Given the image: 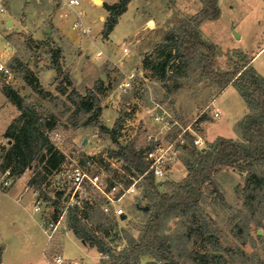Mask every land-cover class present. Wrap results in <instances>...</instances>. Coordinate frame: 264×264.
<instances>
[{"label": "rangeland", "instance_id": "1", "mask_svg": "<svg viewBox=\"0 0 264 264\" xmlns=\"http://www.w3.org/2000/svg\"><path fill=\"white\" fill-rule=\"evenodd\" d=\"M53 1L57 3L58 0ZM78 1L75 10L83 13L81 21L90 29L87 35L72 29L78 17L68 6L61 7V4L49 18L59 31L46 21L50 7L40 9L28 0H5L6 15L12 22L10 28L21 31L6 35L7 44L2 29L8 27L5 22H0V63L11 70V77H0V145L9 144L3 132L18 114L1 92L4 85H10L27 103L37 108L42 119H54L55 124L47 130V137L65 153L68 162L81 165L87 155L93 157L95 163L88 168V172L104 178L101 188H106L112 180L122 185L135 181L137 191L117 202V207L123 210L120 216L100 210L99 206L104 202L95 187L89 190L87 196L93 199L94 204L83 202L76 208L79 214L86 213L84 221L88 226L98 234L105 235L117 251L127 246L131 238L136 240L142 232L149 214L146 181L127 168L124 162L112 159L114 155H111V151L117 149V145L107 133L99 132L94 126H81V121L77 125L72 124L73 108L65 95L58 92V87L65 86L67 90L74 87L80 93L93 89L102 109L100 122L110 128L118 116L121 118L117 138L120 144L136 139V146L144 149L165 140L173 142L175 151L172 159L164 164L165 176L156 179L158 191L169 190L165 184L161 185L162 182H177L187 174L184 162L191 157L183 130L193 139H201L203 143L198 149L206 147L217 135L240 140L236 123L245 113L246 105L233 86L225 87L215 95L216 87L206 79H199V72L193 67L185 70L183 76H169L163 82L150 77L142 70L140 58L151 51L155 41L139 48L133 43L132 34H140L141 28L136 29L138 25L133 24L131 10L112 29L108 39H103V23L99 15L104 11L91 0ZM177 1L178 8L188 5L194 9L195 3H200L199 0ZM227 1L231 9L225 5ZM222 2L219 17L202 25L204 36L216 45L215 66L220 70L232 69V63L227 58V54L232 55V49L227 50L229 47H242L249 59L260 50L253 58L252 65L264 76V0ZM158 3L152 1L149 7V12L154 13L155 18L164 15ZM172 4H176V0ZM191 12H174L169 20L171 27L165 33L180 19L189 17ZM151 25L152 22H149L145 28L149 31ZM44 28L48 29L46 33ZM235 32L241 35L242 42L235 40ZM49 47L61 49L60 63L71 85L51 68ZM123 48H127L128 52L125 53ZM232 56L237 59L235 55ZM15 57L27 68L26 71L10 67L9 63ZM115 64L125 73L133 70L134 75L124 80L125 75ZM121 83H127L125 89ZM37 87L49 94L42 96L37 93ZM156 104L159 106L156 107ZM215 110L220 112L218 117L213 116ZM156 113L169 121V128H164L162 123L153 119ZM53 133L60 135L59 141ZM192 144L195 145L193 141ZM261 169L264 172V167ZM34 171V167L27 168L17 179L0 174V246L3 248L0 264H52V257L58 253L67 259L65 264L107 261V255H100L95 247L84 245L73 235L67 226L64 203L60 201L55 207L40 193L42 190L53 199V196H57V187L65 186L64 178L54 171L36 188L29 184ZM212 180L222 197L213 192L212 183H204L198 210L206 221L207 230L213 233L218 242L217 253L222 255L221 264H264V186L255 189L250 184L248 172L229 166L218 167L212 173ZM39 198L44 203H40V211L34 212L33 205ZM60 214L63 217L58 230L54 238L47 241L40 222ZM244 222H247L248 229ZM190 225V219L179 213L161 220L160 234L168 239L172 256L178 264H202L197 256L213 251L207 236L187 235ZM139 264L162 263L146 255L140 258Z\"/></svg>", "mask_w": 264, "mask_h": 264}, {"label": "trees", "instance_id": "2", "mask_svg": "<svg viewBox=\"0 0 264 264\" xmlns=\"http://www.w3.org/2000/svg\"><path fill=\"white\" fill-rule=\"evenodd\" d=\"M131 0H117L104 3L107 16L102 24L101 36L107 39L118 17L127 9ZM173 3V0H167ZM201 8L191 16L180 19L165 35L153 43L149 53L141 58L142 70L157 81H165L169 76H183L190 67L198 70L199 79L208 80L217 91L228 84L234 86L247 107L246 114L236 123V129L241 139L216 136L204 151L192 144L193 137L188 132L183 136L189 143L191 159L184 162L187 174L177 182L164 181L169 190L158 191L153 172L143 161L144 149L136 146V139H130L125 144L117 140L121 129V118L118 116L112 127L103 125L99 117L101 106L99 98L93 89L80 93L76 88L67 90L65 86L58 87V92L64 94L73 108L72 124L97 127L99 132L107 133L117 149L111 155L120 158L134 174L146 173L143 178L147 184L146 197L149 214L143 224L140 236L131 238L127 246L115 251L105 235L98 234L84 221L86 213L79 214L76 208L67 209V226L73 235L84 244L95 247L102 255H107V261L97 264H139L140 258L151 255L162 264H178L170 249L169 241L160 234L161 220L165 216L179 213L190 219L187 235L197 237L207 236L211 241L213 251L210 254H199L202 264H221L222 255L218 254L219 245L213 233L207 230L206 221L201 217L199 201L202 186L206 182L213 184V192L222 197L212 180V173L220 166L237 167L250 174V184L255 189L264 186V77L253 67L251 59L240 49H232V55L227 58L232 63V69L220 70L214 64L216 45L205 40L199 30L203 20H215L220 15L218 0H199ZM30 42L32 41L28 38ZM51 68L57 76L71 85L67 73L62 69L61 49L49 47ZM11 68L26 71L15 57L9 63ZM191 69V68H190ZM193 69V70H194ZM25 78V77H24ZM37 93L47 96L48 91L37 87ZM1 92L14 107L18 114L7 125L3 137L10 140L7 146L0 145V174L7 172L6 177L17 179L27 168L34 167L29 184L40 187L46 177L56 171L65 160V155L57 149L47 137V130L53 128L54 119L45 117L34 105L27 103L10 85H4ZM52 117V116H51ZM42 196L57 207L61 201V192L51 199L44 191ZM244 226L248 229L247 222ZM0 246V263L2 258Z\"/></svg>", "mask_w": 264, "mask_h": 264}, {"label": "built area", "instance_id": "3", "mask_svg": "<svg viewBox=\"0 0 264 264\" xmlns=\"http://www.w3.org/2000/svg\"><path fill=\"white\" fill-rule=\"evenodd\" d=\"M69 4L77 5L79 3L78 0H68ZM6 12V5L5 0H0V16H2ZM82 11H78L77 17L78 19L73 23V27L78 30V32L82 35H87L89 33V28L86 27L83 22L81 21ZM123 51L125 53L128 52L127 48H124ZM134 74L131 73L129 77H132ZM6 76L11 77V70L5 64L0 63V77ZM127 83H121L123 89H125V85ZM159 106L156 104V107ZM220 112L215 110L213 112L214 117H218ZM153 119L157 122L162 123L164 128H169V121L163 120V117L156 113L153 116ZM186 130H183L184 133ZM57 140H60V135L57 133H53ZM182 138V136L180 135ZM183 139V138H182ZM150 142H153L151 137H148ZM61 143V141L59 142ZM193 143L197 148H200L203 143L200 138H194ZM174 145L173 142L170 140H165L163 142H157L152 145L146 146L142 153L143 161L148 164V169L153 172L154 179L163 178L165 176V168L164 164L172 159V154L174 153ZM63 154H65L63 152ZM114 160L122 161L120 158L114 156L112 157ZM123 162V161H122ZM94 160L93 157L87 155L84 159V162L80 165L79 163H71L68 162L65 158L64 162L60 165V167L55 171L59 175L64 178V185L61 187H57V190L61 192V201L64 203L65 210L67 211L68 208H78L81 206V203H86L87 205H93V199L87 197L89 195V190L95 189L99 192L100 196L103 198V205H100V210L106 214H113L115 216H120L123 213V210L120 207H117V202L126 195H132L137 191L135 187V181L129 182L124 185L121 184L119 181L112 180L110 184L106 188H101L103 184L104 178L100 177L97 173H89L88 168L93 166ZM134 173V171L132 170ZM5 176L7 172L4 173ZM146 173L138 175L140 178ZM93 184V186H91ZM54 198V196L52 197ZM85 199V201H83ZM40 203H44V201L39 198L35 201L33 205V211H40L41 206ZM62 215H58L55 218H45L41 220L40 227L43 233L46 236L47 241H50L54 238L58 227L62 220ZM100 255H102L100 253ZM65 259L61 253H58L52 257V264H65Z\"/></svg>", "mask_w": 264, "mask_h": 264}, {"label": "crops", "instance_id": "4", "mask_svg": "<svg viewBox=\"0 0 264 264\" xmlns=\"http://www.w3.org/2000/svg\"><path fill=\"white\" fill-rule=\"evenodd\" d=\"M28 1H30V2H34L35 4H37L38 5V7L41 9V8H44V7H50V12L48 13V16H47V19H46V21H49V22H51V20L49 19L50 18V16L52 15V14H55L56 12H57V8L58 7H60V5H61V7H64V6H68L69 8H71L76 14L78 13V11H80V10H75V7L79 4H77V5H74V4H69L68 3V0H63V2L61 3V1L60 0H58L57 1V3L56 2H54L53 0H28ZM52 1H53V3H52ZM115 1H117V0H99V2H97L96 0H91V2L95 5V6H97L98 8H101L103 11H104V14H100L99 15V19L102 21V23H103V21L105 20V18H106V16H107V11H106V9L104 8V6H103V4L104 3H113V2H115ZM152 1H155V2H159L158 4H160V6H161V8H162V10H163V12H164V15H163V17H161V18H155L156 16H154V13H150L149 12V7H150V4L152 3ZM58 2H59V4H58ZM200 2V1H199ZM177 3H178V1L176 0V4H170V3H168V1L167 0H131L129 3H128V6H127V9H126V11L124 12V13H122L119 17H118V21H117V23L115 24V26L114 27H116L118 24H119V22L121 21V18L125 15V14H127L130 10H131V14H132V22H133V24L134 25H138L137 27H136V29H140L141 28V30H140V34H136L135 32H134V34H132V38H133V43L139 48L140 46H142V45H144L145 43H149L150 41L152 42V41H158V40H160L161 39V37L163 36V34L165 33V30L167 29V28H169V26L171 27V25H169V23H170V18L171 17H173V14H174V12L175 13H178V14H181V13H179V12H182V11H184V10H192V12H191V14H190V16L192 15V14H194V13H196L200 8H201V3H195V8L193 9V8H191V7H189L188 5H185V7L184 8H178L177 7ZM6 5V4H5ZM225 5H228V8L229 9H231L232 7H231V4H229L228 3V1L227 2H225ZM218 6H219V8H220V10H222V7H223V2H222V0H218ZM69 14V12L68 13H64V16H66V15H68ZM83 14V13H82ZM177 15V14H176ZM175 15V16H176ZM3 19V20H2ZM2 20V21H1ZM170 20V21H169ZM206 21H210V20H203L201 23H200V25H199V30H200V33H201V35H202V37L205 39V40H207V41H209V42H211V43H213L212 41H210L208 38H206L205 36H204V34L202 33V25L206 22ZM0 22L1 23H6L7 24V27L8 28H3L2 29V33L4 34V39H5V41H6V43L8 44V40H6V38H5V36L6 35H8L10 32H12V31H21V30H18V29H16V30H13L12 28H10L11 27V25H12V22H11V20H10V18L8 17V15H6V12L2 15V16H0ZM149 22H152V25H151V27H150V29H149V31L145 28L146 27V25H148L149 24ZM52 23V22H51ZM53 24V23H52ZM84 24V23H83ZM58 30H59V28L55 25V24H53ZM86 26V25H85ZM87 27V26H86ZM113 27V28H114ZM89 28V27H88ZM72 29H74V30H76L74 27H73V24H72ZM47 30L48 29H46V28H44V31H45V33L47 32ZM60 31V30H59ZM89 31H90V29H89ZM235 40L237 41V40H239V41H241L242 42V37H241V35L240 34H237L236 32H235ZM108 37H109V35H108ZM108 39V38H107ZM214 44V43H213ZM234 45V44H233ZM8 48V47H7ZM124 49V48H123ZM230 49H238V48H236V47H229V48H227V50H230ZM240 49L242 50V47H240ZM226 50V51H227ZM244 50V49H243ZM242 50V51H243ZM243 52H245V51H243ZM260 52V50L259 51H257L256 53H255V55H253L252 57H251V62H252V60H253V58L258 54ZM97 56H100V54L99 53H97ZM216 57L217 56H215V59H216ZM140 63H141V58H140ZM117 67H118V65L117 64H115ZM119 68V67H118ZM120 70H121V72L125 75V77L126 78H124V80H126L127 79V77L131 74V73H133V70H131L129 73H125V71L123 70V69H121V68H119ZM257 71V70H256ZM258 72V71H257ZM259 73V72H258ZM260 74V73H259ZM262 75V74H261ZM263 76V75H262ZM264 77V76H263ZM229 86H233V85H231V84H228L227 86H225V87H229ZM224 87V88H225ZM234 87V86H233ZM224 88H222L221 90H219V91H217L216 92V94L215 95H217V93H219V92H221ZM215 98V97H214ZM214 100V99H213ZM213 100H212V102H213ZM246 112H247V107H246V110H245V113L243 114V116L246 114ZM242 116V117H243ZM241 117V118H242ZM240 118V119H241ZM239 119V120H240ZM217 136H222V135H217ZM216 137V136H215ZM214 137V138H215ZM225 137V136H224ZM213 138V139H214ZM213 139H211L210 141H212ZM79 240V239H78ZM81 241V240H80ZM83 243V242H82ZM84 244V243H83ZM84 245H86V244H84ZM94 248V247H93ZM96 250V249H95ZM69 261H71V260H69ZM73 262V261H72ZM98 262V261H97ZM96 262V263H97ZM95 263V264H96Z\"/></svg>", "mask_w": 264, "mask_h": 264}, {"label": "water", "instance_id": "5", "mask_svg": "<svg viewBox=\"0 0 264 264\" xmlns=\"http://www.w3.org/2000/svg\"><path fill=\"white\" fill-rule=\"evenodd\" d=\"M8 142L10 143V140ZM205 149H206L205 147H202L200 150L204 151Z\"/></svg>", "mask_w": 264, "mask_h": 264}, {"label": "bare ground", "instance_id": "6", "mask_svg": "<svg viewBox=\"0 0 264 264\" xmlns=\"http://www.w3.org/2000/svg\"><path fill=\"white\" fill-rule=\"evenodd\" d=\"M97 2H99V0H96Z\"/></svg>", "mask_w": 264, "mask_h": 264}]
</instances>
